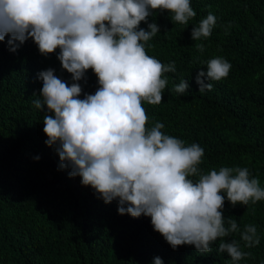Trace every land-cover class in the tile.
Listing matches in <instances>:
<instances>
[{"label":"trees","instance_id":"16d2710c","mask_svg":"<svg viewBox=\"0 0 264 264\" xmlns=\"http://www.w3.org/2000/svg\"><path fill=\"white\" fill-rule=\"evenodd\" d=\"M191 6L197 15L188 25L174 24L167 11L148 18L161 32L148 42L154 47L146 46L147 54L174 61L176 72L164 74L163 102L143 104L147 126L159 121L165 134L204 148L201 172L247 167L264 187V0H191ZM209 12L217 18L211 36L193 40V27ZM147 23L140 27L147 30ZM8 39L0 42V264H154L156 257L164 264H232L218 251L219 240L210 253L191 245L174 250L150 217L120 215L117 200L106 204L81 177L59 167L55 146L45 143V113L32 101L42 88L39 72L52 68L69 85L71 74L57 58L59 49L44 56L28 39L12 52ZM196 43L204 44L203 52ZM215 57L231 64L229 75L205 80L213 87L200 93L196 76ZM181 80L189 84L184 94L173 91ZM80 84L83 93L99 87L92 70ZM224 195V217L236 219L241 231L255 225L260 243L245 247L239 232L223 239L252 253L238 264H264V201L233 207Z\"/></svg>","mask_w":264,"mask_h":264},{"label":"clouds","instance_id":"9594fccd","mask_svg":"<svg viewBox=\"0 0 264 264\" xmlns=\"http://www.w3.org/2000/svg\"><path fill=\"white\" fill-rule=\"evenodd\" d=\"M156 11L169 12L172 22L181 25L197 15L191 0H0V42L10 36L9 50L16 52L32 39L44 56L59 49L57 58L72 82L52 68L39 72L42 88L32 104L45 113V143L55 146L61 169L81 177L82 185L106 204L117 200L120 215L150 217L154 230L174 250L191 245L210 253L219 240L218 251L238 264L252 253L242 251L239 241L223 238L239 232L244 246L251 248L260 237L255 225L246 224L241 231L236 219L224 217V194L233 207L254 205L264 201V187L247 167L201 172L204 148L165 134L159 121L147 126L143 104L163 102L164 74L176 72L174 61L164 64L146 51L161 32L157 23H147ZM216 23L209 12L193 27L192 39L210 37ZM194 46L204 51L203 43ZM206 65L207 72L196 76L200 93L213 87L205 80L220 81L231 69L222 57ZM88 70L97 77L94 93H83L80 84ZM188 89L187 80H181L173 91L184 94ZM154 264L164 262L156 257Z\"/></svg>","mask_w":264,"mask_h":264}]
</instances>
